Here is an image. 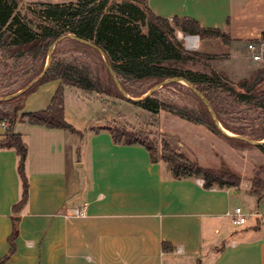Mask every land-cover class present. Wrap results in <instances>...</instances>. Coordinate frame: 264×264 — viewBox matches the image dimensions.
<instances>
[{
  "label": "crops",
  "instance_id": "0c3cea01",
  "mask_svg": "<svg viewBox=\"0 0 264 264\" xmlns=\"http://www.w3.org/2000/svg\"><path fill=\"white\" fill-rule=\"evenodd\" d=\"M69 1L75 0L51 3ZM145 1L170 22L188 17L220 29L229 38L220 42L226 50L262 39L264 0ZM199 39L207 52L213 38ZM60 85V79L38 85L25 98L23 111L45 109ZM69 87L63 85L64 98ZM74 88L82 104L95 101L84 98L90 91ZM64 110L72 123L66 99ZM164 118L172 124L184 120L186 129L206 140L223 139L169 111ZM5 126L0 121V139ZM92 127L85 126L82 138L62 128L15 123L27 147L29 188L26 203L13 212L22 191L19 157L14 148H0V259L9 254L14 217L18 229L14 251L3 264H264V214H252L263 210L264 198L250 192L248 179L242 177L238 187L204 188L202 178L175 177L167 162L151 161L142 145L115 142L108 130ZM176 142L173 147L183 150ZM245 196L254 208L239 204ZM238 206L247 213L242 225L227 215ZM75 211L85 215L75 216Z\"/></svg>",
  "mask_w": 264,
  "mask_h": 264
},
{
  "label": "trees",
  "instance_id": "16d2710c",
  "mask_svg": "<svg viewBox=\"0 0 264 264\" xmlns=\"http://www.w3.org/2000/svg\"><path fill=\"white\" fill-rule=\"evenodd\" d=\"M19 1L0 0V51L5 57L17 60L23 55L29 54L32 59L44 60L45 63L51 43L63 34L72 33L102 48L121 84L122 82L142 80H153L157 84L166 78L178 76L195 86L201 83L214 84V86L234 94L237 100L252 104L264 111V89H260L258 86L264 81V68L234 84L214 70L211 76H208L191 70L182 72L170 64L173 61L200 59L202 55L184 48L175 34L176 30L185 35H198L200 38L221 37L224 43H228L229 38L218 28L202 27L195 19L188 17H174L170 22L153 13L146 1L143 2V0H121L117 6L119 14L114 10L117 0H75L65 3L39 2L43 8L39 16L42 20H47L48 23L40 24L37 26L38 31H35L29 27L28 22L13 14ZM142 26L146 28V32L141 30ZM261 38L264 39V31ZM98 54L102 58L99 52ZM102 64L106 67L103 58ZM107 74L110 81L104 82L94 63L93 65L90 63L67 64L55 61L51 56L46 73L33 86L10 100H0V121L6 125L5 136L0 139V148H14L19 157L17 172L21 180L22 191L20 200L12 206L13 212H18L26 203L29 188L24 170L27 147L21 135L14 131L15 123L27 121L32 124L62 128L72 133H78L83 138V132L78 131L65 118L63 85L106 95L110 94L111 88H116L119 91L108 71ZM54 79H60L61 85L45 109L19 113L25 98L35 91L38 85ZM119 93L122 96L120 91ZM122 98L124 97L122 96ZM134 103L149 111L166 109L181 118L204 125L209 130L221 134L202 102L205 110L177 106L157 99L152 93ZM215 113L223 127L237 133L222 120L218 111L215 110ZM91 129L94 132L100 129L108 130L115 142L142 145L147 149L151 161H157L160 158L167 162L175 177L192 175L202 178L204 188L238 187L241 183L242 176L225 163L222 162L218 168L203 167L189 159L180 150L173 148L167 140L154 139L151 133L144 130L134 129L116 121L100 123ZM262 136L264 137V132ZM224 137L232 146L248 144L237 138ZM158 146H160L159 150H157ZM258 148L264 153V143ZM158 151L160 155H158ZM248 180L250 182L249 190L257 200L264 198V179L253 176ZM16 221L17 217H14L12 233L8 238L9 254L0 259V264H3L14 251V240L18 234ZM165 245L163 243V246Z\"/></svg>",
  "mask_w": 264,
  "mask_h": 264
},
{
  "label": "rangeland",
  "instance_id": "374dc122",
  "mask_svg": "<svg viewBox=\"0 0 264 264\" xmlns=\"http://www.w3.org/2000/svg\"><path fill=\"white\" fill-rule=\"evenodd\" d=\"M41 1L58 2L61 0H20L13 14L28 22L30 28L38 31L37 26L48 23L47 20H42L39 16L43 9L39 5ZM120 2L121 0H117V5H115L114 10H116L117 14L120 12L117 7ZM141 30L146 32L144 26L141 27ZM175 34L185 48L184 40L177 35V31H175ZM207 37L213 38L210 41L211 46H207V52L203 51L204 45L199 37V46L196 49L186 48L187 50L201 53L200 59L173 61L170 64L182 72L191 70L208 76H211L214 70L234 84L264 68L263 59L259 61L252 59V53L247 49V42L245 44H237L236 49L234 46L226 50L220 44V42L224 44L221 37H218L219 41H216L214 36ZM261 40L264 41V39ZM52 58L55 61L67 64L90 63L93 65L94 63L101 79L104 82L110 81L106 67L102 64V58H100L97 50L71 38H65L55 45ZM262 58H264V53ZM43 63L44 60L32 59L29 54H25L15 60L3 56L0 51V96L9 95L25 86L41 72ZM155 82L153 80H142L138 82H122V84L129 96L142 97L155 85ZM258 86L260 89H264V81L259 83ZM196 88L209 100L214 110L218 111L222 120L233 131L255 140L262 139L264 111L252 104L237 100L234 94L218 88L214 84L201 83L197 84ZM84 94V98L95 100L94 102L97 104L94 102L82 104L77 97L78 91L71 86L67 90L66 98H64V105L66 99L67 114L72 121V123H69L81 131H84L86 125L95 126L97 123H111L112 121L149 132L157 140L164 138L165 131L168 133L169 141L173 145H179L176 144V141L179 140V143L183 145V150L180 151L203 167L218 168L223 162L233 171L240 174L244 182L253 176L264 179V154L257 146L243 143L238 146H232L224 136L217 132L215 133L225 141L223 139L220 142H213L211 139L206 140L205 137L200 136L196 131L186 129L182 125V122H185L182 119H179L175 124L163 123L165 112H168L166 109H159L158 111L146 110L134 102L122 98L116 88H111L108 95L96 93L95 91ZM154 96L159 100L170 102L177 106L205 110L193 90L184 83L172 82L163 85L154 92ZM23 112L26 111H23L22 107L19 113ZM159 149L160 146H158L157 150ZM158 155H160L159 151ZM243 203L251 205V208L255 207V204L246 196L239 202L244 208Z\"/></svg>",
  "mask_w": 264,
  "mask_h": 264
},
{
  "label": "water",
  "instance_id": "95a60500",
  "mask_svg": "<svg viewBox=\"0 0 264 264\" xmlns=\"http://www.w3.org/2000/svg\"><path fill=\"white\" fill-rule=\"evenodd\" d=\"M65 38H71L73 40H76L78 42L86 44V45L94 48L95 50H97V52H99L101 54V56L105 62L106 69H107L108 73L112 77L114 83L116 84L117 88L119 89V91L121 92L122 96L125 99H127L131 102H137V101H140L147 96H150L159 87H161L163 85H167V84L172 83V82L184 83L185 85L189 86L193 90V92L196 94V96L205 105V107L207 108L208 112L210 113V115L212 117V120H213L215 126L218 128V130L221 132L222 135L243 140V141L247 142L248 144L253 145V146H257V147L264 143V137L262 139L255 140V139L249 138V137L241 135V134H237V133H233V132L229 133V130L226 129L225 127H223L222 124L220 123V121L218 120L217 115L215 113V110L211 106L209 100L204 97V95L196 88L195 85H193L188 80H186L182 77L175 76V77L166 78V79L160 81L159 83L155 84L154 86H152L150 88V90H148L142 97L129 96L128 93L126 92V90L124 89L123 85L121 84L119 78L115 75V73H114V71L110 65V62H109L107 56L105 55L104 51L102 50V48L99 47L98 45L94 44L93 42L88 41V40L83 39V38H80V37H77L76 35H74L72 33L63 34L51 43V45L49 46L48 51H47L44 66H43L41 72L39 74H37V76H35L30 82H28L25 86H23L22 88H20L16 92L11 93L9 95H5V96H0V100L6 101V100H10L14 97H17L21 93L28 90L31 86H33L39 79H41L43 77V75L46 73V71L50 65L53 48L55 47V45L58 42H60L61 40L65 39ZM233 86L235 87L234 84H233Z\"/></svg>",
  "mask_w": 264,
  "mask_h": 264
},
{
  "label": "built area",
  "instance_id": "2783aa9c",
  "mask_svg": "<svg viewBox=\"0 0 264 264\" xmlns=\"http://www.w3.org/2000/svg\"><path fill=\"white\" fill-rule=\"evenodd\" d=\"M184 36L185 37L196 36L198 38L197 35H184ZM183 40H184L185 48L192 49V48H188L187 47L188 43H187L186 38H183ZM194 49H196V48H194ZM247 49L252 53V59L254 61H259V60H262V59L264 60V58H262V55L264 53V41L263 40H259L258 42H248ZM73 214L75 216H79V215L83 216V215H85L83 211H75ZM252 214L261 216L262 214H264V207H263V210L261 212L256 211V212H254ZM227 215L231 217V219L234 222V224L242 225L246 221L247 213L243 212L242 208L238 206V207H235L233 209V211L227 212Z\"/></svg>",
  "mask_w": 264,
  "mask_h": 264
},
{
  "label": "bare ground",
  "instance_id": "6f19581e",
  "mask_svg": "<svg viewBox=\"0 0 264 264\" xmlns=\"http://www.w3.org/2000/svg\"><path fill=\"white\" fill-rule=\"evenodd\" d=\"M177 35H178L179 37H181L182 39H183V38H186L187 43H188V45H187L188 48H192V49H194V48H197V47L199 46V39H198L196 36L185 37V36H184L181 32H179V31H177ZM229 133H231V131H229Z\"/></svg>",
  "mask_w": 264,
  "mask_h": 264
}]
</instances>
